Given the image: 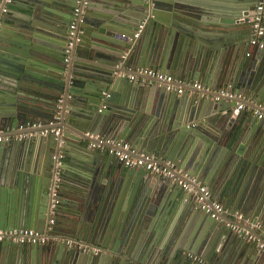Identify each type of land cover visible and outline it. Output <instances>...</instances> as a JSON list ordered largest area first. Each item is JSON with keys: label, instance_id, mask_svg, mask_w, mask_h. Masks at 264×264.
<instances>
[{"label": "water", "instance_id": "water-1", "mask_svg": "<svg viewBox=\"0 0 264 264\" xmlns=\"http://www.w3.org/2000/svg\"><path fill=\"white\" fill-rule=\"evenodd\" d=\"M25 1L26 17L0 31V134L28 135L0 143V229L46 234L54 225L44 245L0 242V264H193L188 254L264 264V250L178 185L125 167L87 136L157 154L264 226V121L235 102L119 76L156 68L264 105V49L241 55L259 0H88L68 62L78 0ZM145 20L148 41H129Z\"/></svg>", "mask_w": 264, "mask_h": 264}, {"label": "built area", "instance_id": "built-area-1", "mask_svg": "<svg viewBox=\"0 0 264 264\" xmlns=\"http://www.w3.org/2000/svg\"><path fill=\"white\" fill-rule=\"evenodd\" d=\"M153 0H149L151 3ZM13 0H0V16L7 15ZM88 0H78L77 7L74 9L73 21L70 25L69 42L67 44V57L66 62L70 59V53L75 43L80 39L77 37L79 25L82 22V8L87 6ZM146 20L139 26L136 33L130 36L129 41H137L146 27ZM250 45L257 47L260 50L264 49V0H259L256 6L253 20L251 22V40ZM128 55H125V58ZM119 76L125 77L133 82L141 83H157L164 87L167 92L176 93L177 95L189 94L198 95L199 97H211L212 100L220 101L225 100L228 102L236 103V110L239 112H247L258 120L264 121V105L256 104L243 94L236 93L230 88L213 89L200 81H190L186 79L175 78L173 75L162 72L156 68L137 67L126 68L125 73H119ZM59 101V108H60ZM102 109H105L103 107ZM58 118V117H57ZM54 123H50L53 125ZM45 130L42 134H47ZM55 136L60 134V129L51 130ZM28 135H1L0 143L4 142H18L25 139ZM91 138V146L99 152H105L108 155L116 158L122 162L125 167L135 170H145L158 178L170 180L172 183L178 185L189 196L196 207L207 214L209 217L225 223L235 233L243 235L247 241L255 244L259 250H264V241L261 240L259 235H264V226L261 223L254 222L248 218L243 212L239 210L233 211L225 207L222 203L213 200L212 192L209 187L199 181L196 177L189 175H180L169 162L162 161L157 154L137 153L127 142L114 141L100 136L89 135ZM63 155L55 156L56 166L61 165ZM56 173L55 179L57 180ZM53 196L56 195V189H52ZM56 202V200H54ZM54 205L52 209H54ZM54 220L51 218L49 227L46 234H41L34 229L23 230H2L0 229V242L9 241L18 244H39L44 245L52 239ZM259 234V235H258ZM71 247L73 244L68 242ZM77 247L80 249H87L88 251L99 252L100 248L90 246L82 242H78ZM189 259L193 264H205V260L199 256L188 254Z\"/></svg>", "mask_w": 264, "mask_h": 264}, {"label": "crops", "instance_id": "crops-1", "mask_svg": "<svg viewBox=\"0 0 264 264\" xmlns=\"http://www.w3.org/2000/svg\"><path fill=\"white\" fill-rule=\"evenodd\" d=\"M26 1L25 0H13V4L11 6H14L13 8L11 7V11L14 12V15L13 16H10L9 14L7 15H4V17L1 19L0 21V31L1 30H6L7 32H9L10 30L13 31L14 27L12 26V22H13V19L14 21H20L22 19H24L26 17V6H25V3ZM11 17H12V20H11ZM145 35L143 34V36L141 37V41H148V37H144ZM250 40H251V27H250V30H249V37H248V40H247V43H244L241 47V55L244 57H248L249 59H253L255 57L258 56V54L260 53V49H258L257 47H252L250 45ZM129 55V52L128 53H125L124 55ZM144 84V83H143ZM142 84V85H143ZM211 88H215V87H211ZM184 95V94H183ZM187 95V97H192L193 95H189V94H185ZM182 96V95H180ZM242 113H246L248 116L246 117H249L250 119H257L256 117L252 116L250 113H247V112H242ZM245 117V116H244ZM187 196V195H186Z\"/></svg>", "mask_w": 264, "mask_h": 264}]
</instances>
